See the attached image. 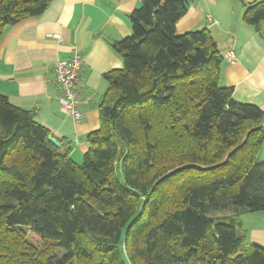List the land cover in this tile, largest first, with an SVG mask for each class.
I'll return each instance as SVG.
<instances>
[{
	"label": "trees",
	"instance_id": "obj_1",
	"mask_svg": "<svg viewBox=\"0 0 264 264\" xmlns=\"http://www.w3.org/2000/svg\"><path fill=\"white\" fill-rule=\"evenodd\" d=\"M192 1L130 13L81 163L0 93V264H264L241 221L264 212V110L221 84L209 29L177 33ZM51 2L0 0V37ZM243 19L258 26L264 1Z\"/></svg>",
	"mask_w": 264,
	"mask_h": 264
},
{
	"label": "crops",
	"instance_id": "obj_2",
	"mask_svg": "<svg viewBox=\"0 0 264 264\" xmlns=\"http://www.w3.org/2000/svg\"><path fill=\"white\" fill-rule=\"evenodd\" d=\"M264 0H193L177 23V33L209 29L220 54L236 51V60L222 63L221 84L232 87L236 100L264 110V20L244 21L249 4ZM141 0H52L43 13L9 25L0 37V93L36 112V119L64 143L80 162L87 136L100 127V105L110 83L104 74L123 66L113 47L132 33L130 13ZM82 55L77 96L83 119L76 123L60 108L61 89L55 64ZM264 127V124H263ZM264 161V143L258 156ZM243 216V215H242ZM243 226L264 246V212L246 214Z\"/></svg>",
	"mask_w": 264,
	"mask_h": 264
},
{
	"label": "built area",
	"instance_id": "obj_3",
	"mask_svg": "<svg viewBox=\"0 0 264 264\" xmlns=\"http://www.w3.org/2000/svg\"><path fill=\"white\" fill-rule=\"evenodd\" d=\"M222 56L229 62H234L236 51L231 48ZM82 62V55L75 49L69 59L59 60L55 64L56 81L61 89V95L59 96L61 111L76 123H80L83 119L82 100L77 96Z\"/></svg>",
	"mask_w": 264,
	"mask_h": 264
},
{
	"label": "rangeland",
	"instance_id": "obj_4",
	"mask_svg": "<svg viewBox=\"0 0 264 264\" xmlns=\"http://www.w3.org/2000/svg\"><path fill=\"white\" fill-rule=\"evenodd\" d=\"M83 161V159L80 161V162H78V163H81ZM261 160H259V158H257V162H260ZM122 177V176H121ZM232 212V209H230V210H225V211H221V212H218V214L219 215H225V214H229V213H231ZM252 213H258V212H252ZM246 214H251V213H244L243 214V216H241V221L242 220H244V221H246L247 220V217H246ZM242 223H243V221H242ZM244 227V226H243ZM245 228V227H244ZM245 230H246V232H247V237H248V243H258V242H255V241H253L252 240V238L250 237V235H249V232L247 231L248 229L247 228H245ZM30 235V237H31V240H32V242H34V244L38 247V248H42L43 247V245H44V241L42 240V239H40L38 236H36V235H33L32 233H30L29 234ZM258 244H260V243H258Z\"/></svg>",
	"mask_w": 264,
	"mask_h": 264
},
{
	"label": "water",
	"instance_id": "obj_5",
	"mask_svg": "<svg viewBox=\"0 0 264 264\" xmlns=\"http://www.w3.org/2000/svg\"><path fill=\"white\" fill-rule=\"evenodd\" d=\"M49 140L55 144L57 147L61 148L62 147V143L54 136H50Z\"/></svg>",
	"mask_w": 264,
	"mask_h": 264
}]
</instances>
